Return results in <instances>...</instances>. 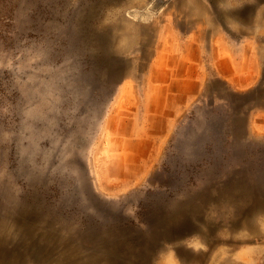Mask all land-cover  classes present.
<instances>
[{"label": "rangeland", "instance_id": "obj_1", "mask_svg": "<svg viewBox=\"0 0 264 264\" xmlns=\"http://www.w3.org/2000/svg\"><path fill=\"white\" fill-rule=\"evenodd\" d=\"M189 1L0 0V228L25 211L57 255L105 264L116 242L124 257L192 207L198 230L162 241L149 264H264V210L242 216L264 203V71L235 90L205 50L192 94L159 90L153 69L191 31L264 44V0H198L204 13Z\"/></svg>", "mask_w": 264, "mask_h": 264}, {"label": "bare ground", "instance_id": "obj_2", "mask_svg": "<svg viewBox=\"0 0 264 264\" xmlns=\"http://www.w3.org/2000/svg\"><path fill=\"white\" fill-rule=\"evenodd\" d=\"M243 199L244 197L241 196L242 202L244 201ZM214 203L215 207L218 210H231L233 205H235L236 207L237 203L241 202L239 201L238 195L237 199H235L234 197H226L221 199L220 201L214 200ZM255 205L256 204H254V206H250V208H247L242 212V216L246 217L247 224H250L251 219L255 214V210H264V203H258L256 206ZM189 210L197 209H194L192 207L183 209V213L180 212L181 219L179 220V222H177L178 224L171 226L167 223H163V221L162 223L158 221V229L152 233V237L148 240V242L140 244L141 241L139 239H135L138 248L132 250L124 257H120V253L123 251V249H125V244L123 242H116L113 246L107 249V252L103 254L104 258H106L105 264H149L153 257H156L155 252L157 251L162 241L178 239L185 234H188L194 230H198V228L192 223L191 220L193 215L195 216L196 212L194 213ZM9 223L10 224L5 227V230H3V228H0V264H27V262H29L30 260L41 264H100L98 260L95 259V257H87L88 259L84 261L75 260L76 258L73 259L68 254L57 255L55 250L58 245L54 241V236L49 234L48 232H45L43 234L39 232L37 233V228L35 225L36 223L33 215L25 211H19V214L11 216ZM229 223L234 227H237L238 225V223L234 221H230ZM183 256L187 261H190L191 263H195L201 259L199 258L201 254L199 255L197 253L184 252ZM252 256L254 257V255Z\"/></svg>", "mask_w": 264, "mask_h": 264}, {"label": "crops", "instance_id": "obj_3", "mask_svg": "<svg viewBox=\"0 0 264 264\" xmlns=\"http://www.w3.org/2000/svg\"><path fill=\"white\" fill-rule=\"evenodd\" d=\"M218 1L225 8L232 7L229 0ZM187 4L196 6L200 13L206 12L205 6L198 0H191ZM258 6L259 4L254 5V7ZM202 31L189 32L185 45L182 43V46L171 49L166 46L162 51L157 52V55H164V58L155 59L153 69L162 70L164 76L154 81L155 87L166 91L168 86L179 81L180 86L194 89L191 90L192 94L198 93L203 86L204 70L201 67L200 56L206 52L212 59L210 65L233 89L245 91L259 86L264 71V44L261 40L234 42L218 30L205 28ZM242 37L247 38V35L242 33ZM157 62H160V65L157 66ZM155 97L160 96L150 98ZM167 97L162 95L163 104Z\"/></svg>", "mask_w": 264, "mask_h": 264}]
</instances>
